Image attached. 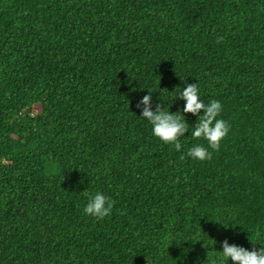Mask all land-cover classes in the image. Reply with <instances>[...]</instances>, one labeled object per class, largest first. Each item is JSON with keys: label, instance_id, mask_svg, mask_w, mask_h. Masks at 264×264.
<instances>
[{"label": "trees", "instance_id": "1", "mask_svg": "<svg viewBox=\"0 0 264 264\" xmlns=\"http://www.w3.org/2000/svg\"><path fill=\"white\" fill-rule=\"evenodd\" d=\"M198 81L230 125L202 162L137 108ZM225 239L264 246V0H0V264H210Z\"/></svg>", "mask_w": 264, "mask_h": 264}, {"label": "clouds", "instance_id": "2", "mask_svg": "<svg viewBox=\"0 0 264 264\" xmlns=\"http://www.w3.org/2000/svg\"><path fill=\"white\" fill-rule=\"evenodd\" d=\"M179 89L174 100H182L184 103L176 112H172L160 104H157L153 110L152 92L147 89L149 94L144 95L137 103V108L141 113L140 117L151 126L154 137L165 145H173L178 152L182 148L181 137L186 134H190L194 139L202 138L207 142L208 147L197 143L188 148L186 156L195 161L210 160L212 153L208 151V148L218 150L222 140L230 131L228 122L218 118L223 110V105L219 100H211L206 104L201 98L199 81L187 84L183 88L179 86ZM189 113L196 117V123L191 125V130L186 119V114ZM112 207L110 198L97 191L88 199L83 208V214L103 220L111 215ZM259 244L264 245V243ZM221 247L222 251L217 252L215 258H211L210 264H228L229 259L232 264H264V246L258 250H249L235 243H229L225 239L221 242ZM209 259L207 257V260Z\"/></svg>", "mask_w": 264, "mask_h": 264}]
</instances>
